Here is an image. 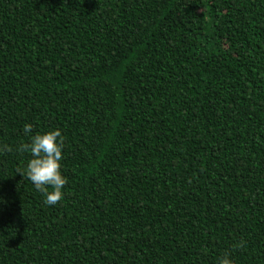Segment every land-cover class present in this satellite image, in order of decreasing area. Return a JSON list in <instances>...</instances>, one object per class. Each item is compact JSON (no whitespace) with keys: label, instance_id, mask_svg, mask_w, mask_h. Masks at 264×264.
Returning <instances> with one entry per match:
<instances>
[{"label":"trees","instance_id":"16d2710c","mask_svg":"<svg viewBox=\"0 0 264 264\" xmlns=\"http://www.w3.org/2000/svg\"><path fill=\"white\" fill-rule=\"evenodd\" d=\"M54 130L49 206L17 149ZM226 255L264 264V0H0V264Z\"/></svg>","mask_w":264,"mask_h":264},{"label":"clouds","instance_id":"9594fccd","mask_svg":"<svg viewBox=\"0 0 264 264\" xmlns=\"http://www.w3.org/2000/svg\"><path fill=\"white\" fill-rule=\"evenodd\" d=\"M32 130L31 124H26L23 129L26 135ZM63 147L64 138L61 132L54 130L31 137L30 143L22 144L17 149L19 152H28L33 157L29 160L26 171L19 174L23 178L26 176L35 189L45 195L44 203L49 206L56 205L63 199L62 189L67 184L66 178L61 174ZM49 188L52 190L49 191ZM238 246L242 247L243 242ZM219 264H231V261L226 255Z\"/></svg>","mask_w":264,"mask_h":264}]
</instances>
